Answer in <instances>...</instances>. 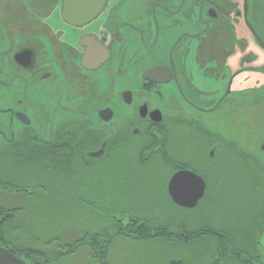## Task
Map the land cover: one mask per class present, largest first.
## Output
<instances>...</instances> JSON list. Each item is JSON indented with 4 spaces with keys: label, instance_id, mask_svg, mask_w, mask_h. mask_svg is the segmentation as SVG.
Masks as SVG:
<instances>
[{
    "label": "flooded vegetation",
    "instance_id": "flooded-vegetation-1",
    "mask_svg": "<svg viewBox=\"0 0 264 264\" xmlns=\"http://www.w3.org/2000/svg\"><path fill=\"white\" fill-rule=\"evenodd\" d=\"M64 9L65 0H0L3 141L26 131L50 141L63 125V144L71 133L88 146L86 166L113 162L123 182L147 176L149 199L166 188L179 207L170 179L193 171L206 188L192 209L225 187L229 158L262 161L264 0H106L81 24ZM123 193L131 208L148 206Z\"/></svg>",
    "mask_w": 264,
    "mask_h": 264
},
{
    "label": "rangeland",
    "instance_id": "rangeland-1",
    "mask_svg": "<svg viewBox=\"0 0 264 264\" xmlns=\"http://www.w3.org/2000/svg\"><path fill=\"white\" fill-rule=\"evenodd\" d=\"M125 12L126 10H121V15ZM247 129L243 128L242 136L246 144L248 142ZM2 130L8 135L12 132V129L8 128L2 127ZM258 141L254 138L248 145H254V153L261 156V151H258L260 149V145L258 148ZM74 158L75 168L71 167L69 170L68 164L63 159V180L59 182V185L53 187V193L50 197L45 192L39 191L37 193L35 191V194L31 195L18 194L15 199L12 195L14 193L0 192V203L11 205V207L18 203L25 205L27 210L17 214L15 220L20 225L33 224V233L41 235L42 240L53 239L54 241L58 238L63 243L72 242L82 237L87 230H101L109 224L112 225V233L116 234L117 228L114 219L121 218L126 223L131 214L146 215L156 225L171 226L178 231L179 227L180 229L186 227L189 234L216 228L223 233L228 232V235L239 242L247 241L245 238L249 240L252 234L253 237H256L257 229L258 232L263 231V227H258L260 222L254 218L258 215L259 204L264 202V195H260L259 189L254 186L255 179L249 177V167L244 166L236 158L228 159L225 187L220 191L218 184L219 190L211 192L209 204H203L198 209L172 205L166 188L163 189L164 191H156L154 198L149 199L145 191L146 182L149 178L137 174L133 179H125L124 182L116 179L108 171L113 162L108 165V160L101 161L92 167V162L88 161V166H86L79 156V159ZM154 165L158 164H153L149 169H156ZM254 174L258 175V172ZM259 176L261 174L257 178ZM153 185L150 186L151 190H154ZM119 186H122L119 188L120 191L113 189ZM124 190L132 191L134 201H145L148 206L136 209L132 203L133 208H131L129 204L124 203ZM241 199L247 203L251 201L252 204L247 208L246 216L250 215L251 217L253 215L252 220L248 223V226L251 223L250 227H245L242 230L235 220L238 216L237 212L233 210ZM150 201H158L159 204L149 206ZM243 230L246 235L243 234ZM28 235L26 228L21 229L20 232L14 229L9 232V238L17 244H27ZM198 238H202L205 242H195L197 239L195 237L189 239L188 237L184 239L179 237V240H167L160 237L143 241L131 240L126 234L117 235L109 253L107 255L101 253V257L96 259L90 256L87 246L78 248L74 252L65 250V254H63L61 250L59 251V247L53 244L48 247L47 251L57 252L61 257L52 264H202L201 257L212 255V252H215L213 248L217 247L220 241L216 237L199 236ZM241 239L242 241H240ZM259 241L264 251V234H261ZM197 255L201 257L198 259ZM22 256L29 262L34 261L24 254ZM222 261L220 264H235V262L228 263L225 259Z\"/></svg>",
    "mask_w": 264,
    "mask_h": 264
},
{
    "label": "trees",
    "instance_id": "trees-1",
    "mask_svg": "<svg viewBox=\"0 0 264 264\" xmlns=\"http://www.w3.org/2000/svg\"><path fill=\"white\" fill-rule=\"evenodd\" d=\"M73 135L69 133L67 143L63 144V125H61L54 130L50 141L42 140L33 131H26L22 135L12 136L9 140L3 141L0 138V192L14 193L12 195L15 198L18 194L31 195L35 194V191L37 193L42 191L50 197L53 193V187L59 185V182L63 180L64 161L68 164V170L71 167L75 168L74 157L78 158L79 156L82 158L83 150L88 147L84 145L77 146ZM63 159L65 160L63 161ZM238 161L249 167V177L255 179L254 186L259 189L260 195H264V164L262 161L257 163L252 159L245 158L238 159ZM255 172H258V175L261 174V176L257 178L258 175H255ZM113 189H117V187ZM113 193L115 192L113 191ZM15 201L17 202V200ZM249 202L247 203L244 199H241L233 209L234 212H237L238 216L235 220L239 223L241 230L251 225L250 223L248 226V223L252 220L253 215L251 217L250 215L246 216V210L252 204L251 201ZM23 210H27V208L22 203H18L14 207L0 203V244L24 260L26 258L22 254L33 259L34 261L30 262L32 264H52L54 261L59 260L61 258L59 253L47 251L48 247L53 244L59 247V251L61 250L63 254H65V250L74 252L78 248L87 246L89 247L90 256L96 259L101 257V253L107 255L116 236L122 234H126L131 240L143 241L160 237L167 240H179V237L183 239L195 237L197 238L195 242L198 241L199 243L205 242L202 238H198L199 236L216 237L220 242L217 247L213 248L215 252H212V255L204 258L197 255L198 259L199 257L202 258L200 260L202 264H220L223 259L228 263L235 262V264H264V251L259 241L261 234H264V202L259 204L258 215L254 218L260 222L258 227H263V231L258 232L257 229L256 237H253V234L249 240L244 237L247 241L243 242L234 240L232 236L227 234L228 232L223 233L216 228L189 234L186 227H183L184 230L182 231L183 228L180 229L179 227L178 231V229H173L171 226H158L146 215L134 214L128 217L126 223L121 218L114 219L117 228L116 234L112 233V225L109 224L101 230H87L82 237L72 242L63 243L58 238L54 240L55 242L53 239L45 241L42 240L41 235L33 233V224L20 225L15 220L17 214ZM229 213L231 212L229 211ZM23 219L25 221V218ZM24 228L29 234L27 244H17L9 238V232L12 229L20 232ZM243 234H245L244 230Z\"/></svg>",
    "mask_w": 264,
    "mask_h": 264
},
{
    "label": "water",
    "instance_id": "water-1",
    "mask_svg": "<svg viewBox=\"0 0 264 264\" xmlns=\"http://www.w3.org/2000/svg\"><path fill=\"white\" fill-rule=\"evenodd\" d=\"M106 0H65V13L73 24L85 23L94 18ZM157 68L146 72V75L154 74ZM51 140V139H50ZM264 150V144L262 145ZM104 147L91 152V156L99 157L103 154ZM206 183L197 173L190 170L176 172L169 182V194L173 200L187 208H194L204 196ZM0 264H32L14 254L0 244Z\"/></svg>",
    "mask_w": 264,
    "mask_h": 264
}]
</instances>
